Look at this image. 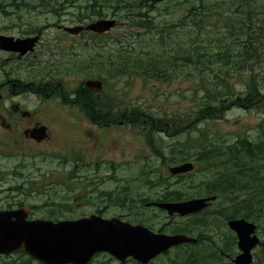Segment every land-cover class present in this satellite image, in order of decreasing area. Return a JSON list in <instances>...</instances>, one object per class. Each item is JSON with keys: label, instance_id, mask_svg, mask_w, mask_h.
<instances>
[{"label": "rangeland", "instance_id": "1", "mask_svg": "<svg viewBox=\"0 0 264 264\" xmlns=\"http://www.w3.org/2000/svg\"><path fill=\"white\" fill-rule=\"evenodd\" d=\"M112 1H100L99 6L89 8L84 0H72L69 7L58 10L55 8L59 4H55L56 0H0V31L3 34L12 37L40 36L33 65L36 77L46 78L45 82L54 85L60 82L66 92L72 93L79 91L86 80H95L96 68L99 67L106 76L104 88L99 93L100 99L113 104L116 114L126 110L143 115L134 125L105 129L106 134L100 144L92 146L89 140L82 142L79 137L86 128L88 133L97 130L89 127L84 120L80 125L69 126L67 122L80 109L55 97L45 110H51L56 117L53 122L56 159L41 155L33 166L25 169L23 172L30 175L31 183L3 175L0 178V186H3L0 187V209L7 206L12 198L35 206V218L73 219L105 208L104 217L120 216L157 233L173 234V229L189 230L190 236L211 239V242L194 247L172 248L145 264H182L186 254L191 252L200 261L197 264H227L229 258L222 252L234 255L237 249L235 235L229 230L224 214V217L219 214L223 198L199 214L181 217L168 216L156 208H146L145 203L166 192L177 193L183 200L204 197L206 181L216 175L213 176L215 169H210V164L198 161L201 146H227L240 139L256 143L264 139V39L259 40L253 51H256L253 61L244 63L243 69L238 72L235 68L240 65L239 57L235 53L245 50L248 44L246 36L236 35L234 30L232 35L226 33L220 40L215 35H222L217 31L224 32L222 25L205 18L200 28L207 27L208 30H192L193 25L185 26L190 0H147L146 8L128 0H119L118 7V2L115 0L117 6H114ZM212 2L218 4L221 9L218 12L227 18L235 15L236 0H207L206 3ZM254 4L257 8L255 18L264 22V0H254ZM243 11L239 14L246 20V9ZM100 12L101 15L97 16L96 13ZM98 19H113L115 25L103 36L88 33L70 35L62 29L76 25L84 27ZM139 19L148 20L149 28L137 27ZM224 37H227L226 48L229 51L226 64H200L199 68L192 70V74L189 68L179 67L171 72L173 77L170 80L144 78L130 71L120 77L114 75L116 66L102 68L108 53L117 49L115 45H126L127 41L133 42L138 50L143 48L147 54L162 48L173 52L179 46L175 45L176 42L183 45L189 40L191 44L196 43L199 48L214 53L217 51L216 44L223 42ZM191 44L189 48H193ZM9 57L0 53V65L4 62L13 66L18 74L26 77V69L11 60L7 62ZM201 57L203 59L205 55ZM211 59L215 58L209 56L210 62ZM116 62L118 59H115ZM1 76L0 71V79ZM221 86L230 88L231 98L237 95L244 97L250 94L251 87H256L257 95L250 99L260 100L250 106L237 102L227 106L220 114L217 111L216 117H212V110L208 107L199 108L204 95L194 90L196 87L210 89ZM90 94L96 97L98 93L92 91ZM206 111L207 115L203 113ZM73 145L86 156L80 155L86 165L79 157L68 161L69 157L64 155ZM2 155L0 152V174L13 172L18 159L6 160ZM96 161L99 165L94 166ZM183 162H192L194 169L182 177H172L168 167ZM48 176H52L54 183ZM15 182L20 184L21 189H11ZM115 200L117 203H114ZM255 224L261 244L253 251L255 260L252 264H263L264 221ZM1 258L0 264H41L23 251ZM91 264L121 263L106 253H99ZM129 264L138 263L133 261Z\"/></svg>", "mask_w": 264, "mask_h": 264}, {"label": "trees", "instance_id": "2", "mask_svg": "<svg viewBox=\"0 0 264 264\" xmlns=\"http://www.w3.org/2000/svg\"><path fill=\"white\" fill-rule=\"evenodd\" d=\"M72 0H56L55 8L58 10L65 9L69 7V3ZM83 1V0H79ZM87 7L94 8L100 1L107 0H84ZM118 7L120 6L119 0ZM115 0L111 3L114 6H117ZM129 3H136L138 7L146 8L147 0H128ZM132 1V2H131ZM187 2L189 0H186ZM190 8L187 9L186 18L188 21L186 25L192 26V30L204 31L208 30L207 27L200 28V23L205 19H210L214 23H219L222 25L224 32H219L222 35H215L220 40H222L225 34L232 35L234 30L237 31L236 35L244 34L247 38L248 44L245 47V50L242 49L239 52H236L235 55L239 57V62L235 70L240 72L244 63L252 62L253 58L256 56V51L253 52L258 46L259 40L264 39V22H258L255 18V7L254 0H236L235 5V15L232 18H227L222 12H218L219 9L215 2L207 4V0H190ZM127 2V1H123ZM104 5V4H103ZM102 5V6H103ZM53 7V4L51 5ZM255 7L256 9H252ZM246 9L245 17L246 20L240 17V12L244 13L243 9ZM217 12V13H216ZM97 16L101 15L96 13ZM139 16H145V14H137ZM211 17V18H210ZM214 19H213V18ZM140 23L136 24L137 27L144 29L149 28V22L145 19H139ZM246 22V23H245ZM261 24V26H260ZM263 29V30H261ZM105 34V33H104ZM102 34V35H104ZM100 35V36H102ZM226 39L224 37L223 42L216 44V52L212 53L207 50H203L198 47L196 43L191 44L189 40L188 43L180 44L176 42V50L173 52H166L165 48L160 49L157 52L148 53L143 48L138 50L135 47L133 42H125L126 45L116 44L117 48L115 51L109 52L107 60L104 62L102 68L107 69L108 66L114 67L113 71L116 76H125L128 71L133 75H141L144 78H159L162 80L172 79L174 70L179 67L189 68L191 70H196L199 68L200 64L206 65L207 63H220L226 64L227 55H229L228 48H226ZM193 45V48L189 46ZM186 45V46H184ZM205 58L201 59V56ZM122 56V57H121ZM209 56H213L215 59L209 60ZM115 59H118V62L115 63ZM207 59L208 61H204ZM181 61V63H180ZM178 64L182 66H178ZM101 68H96L97 79L102 80L105 84L106 76L100 71ZM105 73V71H104ZM113 77V76H112ZM117 77V78H120ZM114 78V79H117ZM223 83V81H220ZM225 84L227 83L225 79ZM205 87H196L194 91L201 92L203 100L199 108L208 107L212 110V117H216V112L218 114L221 111L225 110L227 106L239 102L242 106H250L251 103L255 104L257 100H251L253 95H257L256 87H251L246 96H234L231 98L230 88L229 87H213L210 89ZM249 96V97H248ZM87 99L86 105L82 108L85 111H96L103 113L102 124L106 125L109 116H112L113 104H107L102 101V99H96L92 97V94L88 92L87 96L84 95ZM75 104H80L81 102H73ZM215 105V106H214ZM214 107V108H211ZM99 113V114H100ZM205 115L208 112H203ZM143 116L136 111H122L119 112L118 117L114 118L116 123H127L133 125L139 121ZM109 117V118H108ZM145 117V116H144ZM147 119V117H145ZM151 125V123L149 124ZM152 127V126H151ZM156 128V127H155ZM218 146V147H217ZM198 161L211 165V169H215L216 177L206 181V188L204 193L211 195L214 194L218 199L223 198L222 205L220 206V212L225 216V220L232 218H245L254 222L264 221V139L260 142H250L246 139L237 140L232 146H225V144H209L207 146H201L198 149ZM214 162V163H213ZM260 180L259 182H254L253 180ZM169 196V195H168ZM180 200V198H175V201ZM228 211V212H227ZM223 216V217H224ZM174 233H190L189 230H172ZM186 260L182 264H197L198 262L195 259L194 252L186 254ZM264 264V263H263Z\"/></svg>", "mask_w": 264, "mask_h": 264}, {"label": "flooded vegetation", "instance_id": "3", "mask_svg": "<svg viewBox=\"0 0 264 264\" xmlns=\"http://www.w3.org/2000/svg\"><path fill=\"white\" fill-rule=\"evenodd\" d=\"M0 34H3L0 31ZM30 38V37H39L38 34L27 35L24 37H15L16 39H23V38ZM37 41L35 46L31 50L26 51L25 53H20L19 51H12L9 49H1L0 53L10 56L7 58L8 61H12L14 64L19 63V65L26 69V77H22L20 74L16 72V68L13 66H9L2 62L0 65L1 71V79H0V152H2V157L6 160H17V163L14 164L15 170L13 172H9L8 174H0V178L2 176H10L18 177L21 181L31 183L28 177L30 175L25 174L23 171L28 167L33 166L36 160L42 155L44 158L51 157L52 159H56L55 153V127L53 126V122L56 120V117L53 116V112L51 110H45L46 107L50 106V102L58 96L60 99L63 100L68 97L67 101L70 103L73 102H81L80 104L73 105L78 106L80 110L74 113V118L67 122L69 126L71 125H80L81 122L84 120L85 123L88 124L89 127L96 129L95 133H88L87 128L84 130L83 135L79 137L82 142L89 140L92 146H97L100 144L103 135L106 134L105 128L102 124V117L101 114L103 113L96 112V111H85L82 108L87 103V99L84 97L87 96L89 91L88 89L81 87L79 91L75 90L72 93L66 92L64 88L61 87L60 83L53 84L51 82H45L46 78H38L36 77L34 70V59L36 56V50L38 47ZM31 66L33 67L31 69ZM60 86V89H59ZM98 99V97L96 96ZM100 113V114H99ZM112 116H109L106 125L108 127H114L116 123L114 118L118 117V114L112 112ZM122 123L119 122L117 125H121ZM107 130L109 128H106ZM74 135V133H72ZM78 138V137H77ZM102 145V143H101ZM72 146V145H71ZM75 146L69 148L64 155L69 157L68 161L73 157H79L83 155L81 150L74 148ZM44 153H41V152ZM86 157L85 155H83ZM67 162V159H64ZM77 162V161H76ZM82 163H85L81 160ZM94 166L99 165V162ZM85 163L84 165H86ZM49 180L54 183L52 180V176H48ZM18 182L13 184L12 190H19L21 186H19ZM3 187V186H0ZM1 192V191H0ZM169 195V196H168ZM205 196H212V195H203ZM175 198H179V196H174L173 194H165L160 195L159 198H155V200H151L145 203V207H152L156 208L159 211H164L161 208H158V204L167 203V202H174ZM147 198H145V201ZM183 200V199H182ZM118 201V199H117ZM181 201V200H180ZM114 203H117L116 200ZM33 207L25 204L20 199L12 198L11 202L0 209V212H5L11 215L12 220H20L24 219L27 222L30 221H46V222H61V221H70V220H77V219H86L90 216L103 218V219H120L124 222H129L134 224L130 221H126L120 216H111V217H104L105 208H99L97 211L92 212L88 215H83L73 219H57L54 218H44V217H34L33 216ZM161 209V210H160ZM206 210V209H205ZM204 211V210H203ZM166 213V211H164ZM52 213V212H51ZM201 213V212H200ZM167 214V213H166ZM197 214V213H196ZM199 214V213H198ZM195 215V214H193ZM189 215V216H193ZM52 216V215H51ZM170 216H178L177 214H173ZM23 222V221H22ZM139 224V223H138ZM137 225V224H134ZM150 229V228H149ZM151 230V229H150ZM231 231V230H230ZM233 232V231H232ZM189 234V233H186ZM236 237V249L237 252L232 255L225 254L229 258V262L227 264H233V260L237 255H239L240 249L238 247V238L236 232H233ZM252 236H256V233H252ZM196 242L193 243V246H198L200 244H204L206 242H211V239L197 237L195 238ZM22 251V249H17L16 251L12 252L11 254L0 256L2 258H9L14 253H18ZM163 255V254H162ZM161 256V255H159ZM157 256V257H159ZM93 256L88 264H91ZM156 257V258H157ZM1 258V259H2ZM196 261L200 263V261L195 257ZM132 258H127L121 264H129L133 262ZM152 261V260H151ZM38 262V261H37Z\"/></svg>", "mask_w": 264, "mask_h": 264}, {"label": "water", "instance_id": "4", "mask_svg": "<svg viewBox=\"0 0 264 264\" xmlns=\"http://www.w3.org/2000/svg\"><path fill=\"white\" fill-rule=\"evenodd\" d=\"M114 23L112 20H100L88 25L86 29L101 33L113 27ZM65 30L76 33L79 29ZM36 41L37 38L13 40L0 35V49L19 51L22 54L31 50ZM85 86L100 90L102 83L89 80ZM191 169L192 165L185 163L170 168V172L181 174ZM213 199L214 197L191 199L157 206L166 210L169 215L177 213L185 216L201 211ZM22 221H12L10 216L0 213V254H8L22 246L27 254L45 264H86L97 252H107L120 261L131 256L145 264L172 246L196 241L183 234H154L142 226H133L118 219L103 220L92 217L58 224ZM228 226L236 232L241 251L233 264H250L251 250L259 244L256 236L251 237L256 226L244 219L230 220Z\"/></svg>", "mask_w": 264, "mask_h": 264}, {"label": "bare ground", "instance_id": "5", "mask_svg": "<svg viewBox=\"0 0 264 264\" xmlns=\"http://www.w3.org/2000/svg\"><path fill=\"white\" fill-rule=\"evenodd\" d=\"M238 242V241H237Z\"/></svg>", "mask_w": 264, "mask_h": 264}]
</instances>
